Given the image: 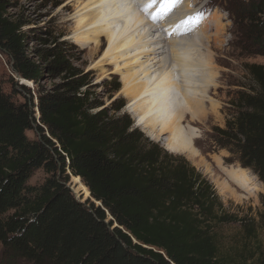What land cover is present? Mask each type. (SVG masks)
<instances>
[{"label": "trees", "instance_id": "1", "mask_svg": "<svg viewBox=\"0 0 264 264\" xmlns=\"http://www.w3.org/2000/svg\"><path fill=\"white\" fill-rule=\"evenodd\" d=\"M223 1L241 48L264 58V0ZM7 2L0 0V53L12 62L13 74L35 82L41 70L27 60L22 25L6 17ZM66 63L61 52L53 54L50 68L67 81L39 94L35 105L15 100L0 83L5 254L29 264H264L263 251L245 260L220 254L213 227L240 220L223 210L212 185L184 157L133 129L127 115L112 118L96 110L101 105L93 102L88 83ZM246 73L251 85L235 92L212 140L264 185V67L250 64ZM29 130L38 138L28 139ZM41 168L43 183L28 185ZM66 170L101 206L74 198ZM246 232L253 235V228Z\"/></svg>", "mask_w": 264, "mask_h": 264}, {"label": "rangeland", "instance_id": "2", "mask_svg": "<svg viewBox=\"0 0 264 264\" xmlns=\"http://www.w3.org/2000/svg\"><path fill=\"white\" fill-rule=\"evenodd\" d=\"M87 1L80 0L77 3V0H8L5 15L11 21H19L22 25L20 31L25 36L23 45L26 58L32 64L37 65L42 74L35 82L24 80V86L29 90V93L20 91L18 88L20 82L16 81L18 80L16 74L11 72L12 62L6 55L0 53V83L3 91L19 102L27 100L28 103L35 105L39 94L59 89L67 81L66 74L61 73V70H52L50 66L53 54L61 52L66 64L73 68L79 76H83L88 83L87 91L92 95L93 102L101 105L96 110L104 109L106 114L112 118L127 115L132 122L133 129L139 130L145 138L168 152L160 139L136 126L135 118L128 112L130 102L123 93L121 75L123 71L117 72L113 63L104 65L99 62L108 46L105 34H102L100 46L96 52H94L96 43L92 40L90 42L79 41L84 37L81 34L89 29L79 30L78 26L79 16L84 13H79L81 9L79 3L84 4ZM136 1L138 2V0ZM142 1L145 0H140V2ZM152 1L149 8L139 7V11H136L135 14L142 15L145 19L144 22L149 21V24L153 26L152 30L161 31L152 32L153 38L156 39L172 22L176 23V27L178 24L186 25L189 20L195 22L193 32L187 27H184L180 32H182L181 35H184L185 31L193 36L199 34L200 44H197L199 46L182 45L180 47L181 50H187V55L208 57L209 65L207 67L213 81V86L210 87L208 94L210 102H212H209L208 106L210 113L203 123H189L192 128L198 131L199 137L194 143L197 156L190 159L184 154L168 153L184 157L195 167L212 185L223 205V210L240 220L213 227L212 232L217 239L220 254L231 256L236 260L248 259L254 252H264V185L250 169H241L240 165L234 161L235 157L228 150L215 147L212 130L215 127H224L226 114L228 110H231L230 101L235 92L241 89L240 86L251 85V79L246 73V66L257 64L264 67V58L241 48L240 37L227 12L228 6L223 0H182L171 10H168V5L164 0ZM66 5L71 6L69 10L65 9ZM182 5L186 6V11L179 12ZM170 34L162 45L179 40L178 37L174 38ZM165 50L166 46L163 51L165 52ZM160 56L166 58L167 54H160ZM160 56L157 57L160 58ZM25 81L29 84H26ZM117 86L119 90L114 91ZM84 90L85 88L82 89V91ZM117 108L119 110H116ZM34 111L37 123L39 115L36 109ZM187 122L185 120L184 126L187 125ZM26 136L30 140L38 138L33 130L26 131ZM166 136L167 134L164 133L160 137L165 138ZM230 168L245 170L256 181L253 195H245L229 183V178L222 174V170ZM68 172L66 170L67 174ZM46 177L47 174L42 168L37 169L28 180V185L38 186L43 183ZM72 178L73 176L69 175L67 187L71 189L74 198L81 203L91 202L92 198L87 195V189L81 179L80 183L84 186L85 193L83 190H78V186L75 185ZM223 180L235 191V196L225 193L222 189ZM94 205L97 207L98 203H94ZM106 215V222H109L111 216L108 213ZM114 226L115 223H113ZM248 226L253 228V235L247 234ZM0 264L29 263L9 257L0 245Z\"/></svg>", "mask_w": 264, "mask_h": 264}, {"label": "bare ground", "instance_id": "3", "mask_svg": "<svg viewBox=\"0 0 264 264\" xmlns=\"http://www.w3.org/2000/svg\"><path fill=\"white\" fill-rule=\"evenodd\" d=\"M79 1L77 0V3ZM135 1L88 0L84 4L80 2L81 9L78 12L84 13L78 19L79 30L89 29L81 34L84 37L79 41L92 40L96 43V52L102 34H105L108 46L99 62L104 65L113 63L117 72L123 71V93L129 98L128 112L135 118L136 126L160 139L168 152L184 154L192 159L197 156L194 143L199 136L198 131L189 123H203L210 113L208 94L213 81L207 67L208 57H193L186 54L187 50H181L182 45L199 46V34L193 36L185 31V34L181 35L180 32L184 27L193 32L195 22L189 20L186 25L178 24L177 27L176 23L172 22L155 39L152 32L161 31L152 30L153 26L149 21L144 22L142 15L135 14L139 7L149 8L152 0ZM70 7L66 5L65 9L69 10ZM185 7L182 5L179 12H184ZM160 9L162 10V7ZM170 33L179 40L162 45ZM164 53L167 54L166 58L160 56ZM25 83L29 84L26 81ZM185 120L188 121L186 126ZM164 133L167 136L161 138ZM222 174L245 195L250 196L255 192L256 181L245 170L223 169ZM72 179L78 190L85 193L80 178ZM222 186L225 193L236 195L224 180Z\"/></svg>", "mask_w": 264, "mask_h": 264}, {"label": "water", "instance_id": "4", "mask_svg": "<svg viewBox=\"0 0 264 264\" xmlns=\"http://www.w3.org/2000/svg\"><path fill=\"white\" fill-rule=\"evenodd\" d=\"M16 76H17V78H18V80H16V81H18V82H20V85H24V79H22L19 75H17L16 74ZM39 115V114H38ZM242 169V168H241ZM68 175H71L69 172H68ZM68 189L69 190H71L69 187H68ZM89 195H90V193H89ZM90 197V196H89ZM91 202L92 203H98V205H97V207L98 206H101V203L100 202H97V201H95L94 199H91ZM111 220H112V218H111ZM113 228H118V225L115 223V226L113 227Z\"/></svg>", "mask_w": 264, "mask_h": 264}, {"label": "snow or ice", "instance_id": "5", "mask_svg": "<svg viewBox=\"0 0 264 264\" xmlns=\"http://www.w3.org/2000/svg\"><path fill=\"white\" fill-rule=\"evenodd\" d=\"M165 4L168 5V10H171V8L176 7L179 3L182 2V0H164ZM151 5H149L150 7Z\"/></svg>", "mask_w": 264, "mask_h": 264}]
</instances>
